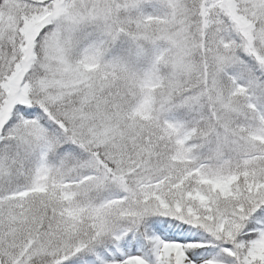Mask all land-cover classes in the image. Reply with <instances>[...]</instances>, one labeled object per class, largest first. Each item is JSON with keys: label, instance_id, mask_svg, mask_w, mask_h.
Here are the masks:
<instances>
[{"label": "snow or ice", "instance_id": "snow-or-ice-1", "mask_svg": "<svg viewBox=\"0 0 264 264\" xmlns=\"http://www.w3.org/2000/svg\"><path fill=\"white\" fill-rule=\"evenodd\" d=\"M0 264H264V0H0Z\"/></svg>", "mask_w": 264, "mask_h": 264}]
</instances>
